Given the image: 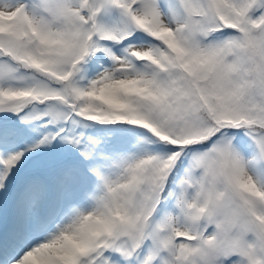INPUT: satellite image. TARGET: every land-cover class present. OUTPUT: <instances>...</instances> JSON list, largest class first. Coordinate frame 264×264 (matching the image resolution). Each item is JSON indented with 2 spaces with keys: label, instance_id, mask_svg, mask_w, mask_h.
<instances>
[{
  "label": "snow or ice",
  "instance_id": "snow-or-ice-1",
  "mask_svg": "<svg viewBox=\"0 0 264 264\" xmlns=\"http://www.w3.org/2000/svg\"><path fill=\"white\" fill-rule=\"evenodd\" d=\"M0 264H264V0H0Z\"/></svg>",
  "mask_w": 264,
  "mask_h": 264
}]
</instances>
